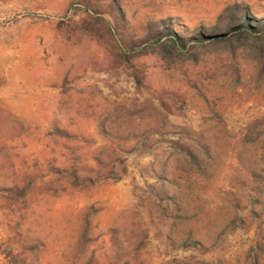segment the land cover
I'll return each mask as SVG.
<instances>
[{
  "label": "rangeland",
  "instance_id": "1",
  "mask_svg": "<svg viewBox=\"0 0 264 264\" xmlns=\"http://www.w3.org/2000/svg\"><path fill=\"white\" fill-rule=\"evenodd\" d=\"M0 264H264V0H0Z\"/></svg>",
  "mask_w": 264,
  "mask_h": 264
}]
</instances>
